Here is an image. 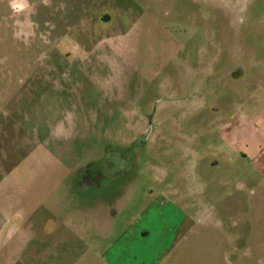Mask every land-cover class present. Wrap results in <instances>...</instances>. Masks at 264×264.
<instances>
[{
    "label": "rangeland",
    "instance_id": "rangeland-1",
    "mask_svg": "<svg viewBox=\"0 0 264 264\" xmlns=\"http://www.w3.org/2000/svg\"><path fill=\"white\" fill-rule=\"evenodd\" d=\"M0 264H264V0H0Z\"/></svg>",
    "mask_w": 264,
    "mask_h": 264
},
{
    "label": "flooded vegetation",
    "instance_id": "flooded-vegetation-1",
    "mask_svg": "<svg viewBox=\"0 0 264 264\" xmlns=\"http://www.w3.org/2000/svg\"><path fill=\"white\" fill-rule=\"evenodd\" d=\"M148 128H150V129H151V126H150V125H148L147 129H148Z\"/></svg>",
    "mask_w": 264,
    "mask_h": 264
}]
</instances>
